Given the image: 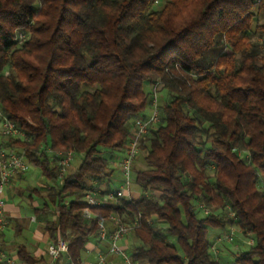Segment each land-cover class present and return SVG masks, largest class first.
I'll list each match as a JSON object with an SVG mask.
<instances>
[{
  "label": "trees",
  "instance_id": "obj_1",
  "mask_svg": "<svg viewBox=\"0 0 264 264\" xmlns=\"http://www.w3.org/2000/svg\"><path fill=\"white\" fill-rule=\"evenodd\" d=\"M158 1L0 0V107L25 134L11 146L49 183L30 190L34 212L56 216L46 232L73 264L111 216L139 221L135 264H225L208 235L230 227L254 240L235 264H264V0ZM156 83L139 193L85 218V195L109 177L104 152L126 148ZM69 151L82 160L60 178L54 153ZM18 258L36 264L23 247Z\"/></svg>",
  "mask_w": 264,
  "mask_h": 264
},
{
  "label": "built area",
  "instance_id": "obj_2",
  "mask_svg": "<svg viewBox=\"0 0 264 264\" xmlns=\"http://www.w3.org/2000/svg\"><path fill=\"white\" fill-rule=\"evenodd\" d=\"M24 38L23 34L19 36ZM179 70V69H178ZM160 83L151 85L153 92L152 107L149 113L145 116H140L134 121L135 132L130 137L128 145L123 150L124 154L119 158V169L123 178L121 186L111 192L102 196L100 192H90L84 197L88 207L84 209L83 216L90 218V208L119 202L121 199L131 200L133 196V184H134V164L141 152V144L149 132L150 127L156 125L160 121ZM25 137L24 132L5 115L4 111L0 107V264H18L16 259L8 255L3 246V231L8 225V219L5 215V201L3 199V192L7 188L13 178L17 174H24L29 172L30 165L26 160L25 152L14 149L11 144V139H23ZM49 153H53L51 150ZM118 152V151H117ZM240 156L242 152L237 151ZM58 158V164L60 166V178H62L66 172V169L70 166L74 159L73 151L66 153L56 152L54 153ZM199 209L205 214H210V209L205 204H200ZM234 217V214H230ZM110 222L112 223L109 229L106 226L102 227L99 241L107 242L106 252H98L94 262L92 264H106L109 257H121L126 264H135L126 253L123 246L120 245V241L124 238L131 236L133 231L137 229L140 224L138 220L132 223H123L118 216H111ZM151 224V221H148ZM241 235V231L236 227H230L228 230L213 242L211 251L214 256L218 257L220 254L219 245L232 244L238 236ZM247 245H254V240L249 239L246 242ZM69 246L65 240L58 242H52L48 248V254L54 261H61L65 256H68ZM73 264V262H69Z\"/></svg>",
  "mask_w": 264,
  "mask_h": 264
},
{
  "label": "crops",
  "instance_id": "obj_3",
  "mask_svg": "<svg viewBox=\"0 0 264 264\" xmlns=\"http://www.w3.org/2000/svg\"><path fill=\"white\" fill-rule=\"evenodd\" d=\"M134 132L135 130H133ZM39 179L40 181L43 180L39 177L35 179V175L29 172L17 174L3 192L5 215L8 219V225L3 231L4 250L8 255L17 258L18 264H27L18 258V251L22 247L25 248L29 256L34 258L36 264H69L70 258L68 256H65L61 261H54L48 254L51 239L46 232V226L48 222L54 221L56 216L50 211L41 215L34 212V209L42 207V200L39 194L30 195V190L40 191L43 197L48 190L46 183L41 187L30 185ZM33 224L37 226L33 228ZM135 244L136 241L132 235L120 241V245L126 251L132 249ZM107 245V242L98 239L90 242L83 254L81 264H92L88 260L91 261L93 257L95 260L98 252H106ZM115 258L109 257L106 264H118Z\"/></svg>",
  "mask_w": 264,
  "mask_h": 264
},
{
  "label": "rangeland",
  "instance_id": "obj_4",
  "mask_svg": "<svg viewBox=\"0 0 264 264\" xmlns=\"http://www.w3.org/2000/svg\"><path fill=\"white\" fill-rule=\"evenodd\" d=\"M164 3H165V0H159L154 5V7H153L154 10H160L163 7ZM146 90L149 92V91H151V88L148 86V87H146ZM128 128L130 129L131 136H132L133 135V130H134L133 124H129ZM123 154H124L123 151H118V152L116 151L114 153L104 152L103 156L108 160V163H109V170H108L109 177L105 178L104 183L101 186H99L98 192H101V191L106 192V193H108V191L113 192V191L117 190L121 186V184L123 182V178H122V175H121V171L119 169V160L118 159L121 158L123 156ZM145 154H146L145 151L144 152L141 151L139 156L137 157V159L135 161V164H134V167L136 168V170L141 171V170H145L147 168V165H146V163L144 161ZM242 158L244 160L247 159V156H246L245 153H243ZM81 160L82 159H81L80 156H74V159L72 161L73 168H77L80 165ZM29 173L34 174L35 175V179H36V177H39V178L43 179L42 181H40V179L37 180V181L36 180L33 181V184L30 183L31 186L37 185V186L41 187L45 183L49 186V183L40 175V173H39V171L37 169L30 168ZM135 193L137 194L139 192H138L136 186L133 184V194H135ZM46 195L47 194H45V196ZM82 200H84V199H82ZM211 210L213 212H217L214 209V207L211 208ZM35 226H37V225H35ZM35 226L33 224V228H35ZM223 234H224L223 231L210 229L208 238L210 239V241L215 242L216 239L218 237H221ZM237 240H238V242L235 241L233 244H226V245L221 244V245H219V249L221 251V256H222L221 259L223 260V262L225 264H235V262H234L235 258H234L233 255L236 254L240 249L241 250L248 249L247 245H245L246 242L248 241V239H245L242 235H240V236H238ZM237 246H238V248H237ZM131 250L132 249L126 251V253L128 254L129 257H130V254H131ZM115 259L118 261V264H126L124 259L121 258V257H116ZM88 262H92L93 263L94 262V257L92 258L91 261L88 260Z\"/></svg>",
  "mask_w": 264,
  "mask_h": 264
}]
</instances>
